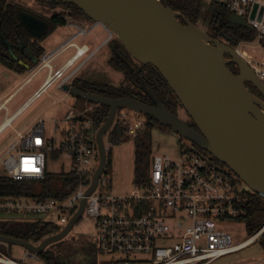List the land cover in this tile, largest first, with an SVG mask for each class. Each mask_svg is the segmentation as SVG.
Wrapping results in <instances>:
<instances>
[{"label":"built area","instance_id":"obj_1","mask_svg":"<svg viewBox=\"0 0 264 264\" xmlns=\"http://www.w3.org/2000/svg\"><path fill=\"white\" fill-rule=\"evenodd\" d=\"M225 6L246 18L256 31L255 40L264 38V0H226ZM71 41L68 43L76 46V51L62 65L53 64L61 49L46 52L25 81L48 68L43 90L59 80L60 88L72 83L99 48L91 50L87 44L78 47ZM249 63L264 81V64ZM95 106L90 103L81 111L70 109L53 119L52 136L47 135L43 119L17 132L8 145V157L0 159L7 175L17 180L43 179L47 151L56 149L68 160L69 172L76 180L69 192L57 197L0 195V211L48 214L51 217L47 220L62 230L86 198L81 218L94 223L98 253L109 256L106 264H215L256 241L264 244V222L247 239L233 241L224 222L249 217V198L254 191L242 188L244 181L227 164L188 139L182 140L176 156L154 155L148 181L136 182L134 192L110 193L103 172L94 190L86 195L100 160L94 121L87 115ZM116 116L134 139L146 119L145 114L126 107L118 109ZM29 256L37 257L33 253ZM0 264L24 263L0 254Z\"/></svg>","mask_w":264,"mask_h":264},{"label":"water","instance_id":"obj_2","mask_svg":"<svg viewBox=\"0 0 264 264\" xmlns=\"http://www.w3.org/2000/svg\"><path fill=\"white\" fill-rule=\"evenodd\" d=\"M63 1L74 3L94 23L104 26L111 33L107 41L115 35L135 60L155 66L197 126H191L179 114L166 109L142 77L141 87L153 103L130 96L111 98L65 83L64 91L109 107L108 117L97 131L99 166L86 195L94 190L107 164L108 147L104 135L117 110L126 107L171 127L182 138L207 150L264 197V100L247 86L251 83L264 97V81L239 49L224 40H227L226 36L224 39L213 37L185 14L163 5L160 0ZM20 20L37 38L44 36L49 29L46 20L27 11L20 13ZM229 20L248 25L245 17L235 13L230 14ZM3 40L13 58L18 60L9 42ZM19 62L29 70L34 68L22 60ZM231 63L238 67V73L228 67ZM136 74L139 75V71ZM85 204L86 198H83L79 210L67 225L39 244L2 234L0 242L19 244L37 254L68 234L81 218Z\"/></svg>","mask_w":264,"mask_h":264},{"label":"rangeland","instance_id":"obj_3","mask_svg":"<svg viewBox=\"0 0 264 264\" xmlns=\"http://www.w3.org/2000/svg\"><path fill=\"white\" fill-rule=\"evenodd\" d=\"M20 1L26 7L37 11L42 17L50 16L55 12H65L70 18H81L87 20V23H83L86 26L92 27L94 21L87 19L84 15L77 13L74 9L65 7L63 5L50 7L48 3L42 2V0H14ZM212 0H204L203 2V15L199 20V25L206 31H208L206 12L209 11L210 3ZM217 2H224L225 0H214ZM65 26H59L53 30L48 37L44 40L45 48L48 52L56 46L60 41V34ZM104 27L102 25L96 27L87 38L80 37L77 41L82 44L83 40L92 39L94 44H91V50L97 48L98 44L102 41L105 42L101 46L98 53L84 65L78 72L77 76L83 80L90 82H98L113 87L121 86L123 82V74L120 71L112 68L109 64V59L112 56V49L110 44H116L119 40L113 35L112 41H107V38H111V33L107 30L104 34L98 35V32ZM97 36V37H96ZM224 39V38H223ZM111 40V39H110ZM229 43L226 39H224ZM109 42V43H108ZM119 43V42H118ZM237 49L245 56L250 62L263 63L264 64V47L259 41L253 40L250 42H241L236 46ZM75 52V48L67 49L65 52L57 55L53 64L61 65L67 58H69ZM42 59V57H41ZM80 62V61H79ZM78 62V63H79ZM77 63V64H78ZM38 65V64H37ZM36 65V66H37ZM34 66V67H36ZM33 69H26L24 71L13 70L0 64V95L8 93L17 89L25 80L31 76ZM48 74V68L40 70L31 80L26 82L17 92H19L18 99L25 98L29 93L33 91L38 85H40ZM60 80L52 83L47 90H45L40 96L29 103L26 109L21 113L22 115L13 124V128H10L2 136L1 141L6 145L4 151L0 154L1 159L8 157V145L15 138L18 131H20L25 125L31 124L35 117H40L46 121V133L49 136L53 135V119H58L64 116V114L73 109L75 111L84 110L89 100L82 98L80 100L74 94L64 91L58 87ZM3 99V98H2ZM1 99V100H2ZM176 112L186 121L191 122L192 119L183 108L182 105L177 104ZM116 117L113 121L115 122ZM112 123V125H113ZM112 125L110 127H112ZM110 129V128H109ZM108 129V130H109ZM141 136L148 144L149 161H151L154 155H170L176 156L181 146L182 138L172 128L158 124L155 120H146L142 130ZM104 141L106 143L107 157L110 149L111 161L106 164L104 175L108 178V190L112 194L124 195L135 191L136 182L135 177V139L130 135L127 140L118 145H111L108 143V131L104 135ZM15 151H12L14 153ZM48 164L47 170L51 174V180L49 182V189L53 193L54 197H57L59 193H66L71 190V187L65 185V178H69L72 174L69 172L68 160L64 158L63 153L60 150L52 149L47 151ZM150 165L146 171L148 177L150 171ZM4 169L0 160V170ZM29 192L33 194H39L46 191L41 181H29ZM242 188L248 190L250 187L243 182ZM51 216L42 213H15L8 211H0V220H47ZM258 221H264V212L261 214H255L248 218L241 220L229 219L224 222L223 227L228 229L233 237L234 242H241L250 237L254 232L251 231L250 225ZM97 231L93 222L81 218L79 222L75 223L71 230L63 238L51 242L45 247L46 252H52L55 256L61 257L63 260H72L75 262H86V259H94L97 262L106 264L105 261L109 257L98 253L97 246ZM0 254L20 261L24 264H44V260L39 257L29 256L31 251L25 246L19 244H11L1 242ZM264 264V244L263 241H256L247 247L238 250L236 252L227 254L216 261L215 264Z\"/></svg>","mask_w":264,"mask_h":264},{"label":"trees","instance_id":"obj_4","mask_svg":"<svg viewBox=\"0 0 264 264\" xmlns=\"http://www.w3.org/2000/svg\"><path fill=\"white\" fill-rule=\"evenodd\" d=\"M165 6H171L173 9L185 14L191 21L199 24V20L203 15V2L204 0H160ZM45 4L48 3L50 7L57 5L65 6L74 9L77 13L84 15L87 19L91 20L78 6L74 3H66L63 0H42ZM27 11L33 14H40L37 11L26 7L23 3L14 0H0V64L7 68L24 71L27 68L20 64L19 60L24 61L31 68L36 66L41 57L46 53L42 42L46 37L57 27L64 26L68 23L71 16L65 12H55L50 16H43L48 22L49 29L47 33L40 37H34L23 24H21L20 13ZM231 11L225 6L224 2H217L212 0L210 3L209 11L206 12L205 17L208 24V33L213 37L224 38L227 37L229 44L236 47L241 42H250L256 39L257 34L254 28L250 25L244 26L232 23L229 20ZM5 39L9 42L13 51H15L18 60H15L10 53ZM113 39V38H112ZM112 39L110 41H112ZM109 41V42H110ZM108 42V43H109ZM119 42V43H118ZM116 44L111 43L112 56L109 59V64L112 68L120 71L123 74V82L119 87H113L98 82H90L83 80L76 76L72 81V86L79 88L83 91H90L94 93L103 94L111 98H119L130 96L140 99L144 102L153 103L152 99L146 94L140 84V77L144 79L149 90L159 98L164 104L165 108L171 112L177 113V104H180L179 99L161 75L159 70L151 64H141L135 60L132 55L127 51L123 44L118 41ZM264 47V38L260 41ZM228 67L232 72L236 73L237 68L234 64H229ZM139 71V75L136 72ZM78 100L82 99L76 96ZM88 101V100H87ZM90 103L96 104L95 108L87 115L92 117L94 121L95 132L106 121L109 114V107L104 104H98L92 101ZM178 114V113H177ZM146 120H155L150 116H146ZM156 121V120H155ZM157 122V121H156ZM188 122V121H187ZM145 123V122H144ZM160 124L159 122H157ZM191 126L197 128L193 121L188 122ZM171 128V127H170ZM129 134L127 133V126L123 120L116 116V120L112 127L108 130V143L111 145H118L127 140ZM135 182L146 183L148 177L146 171L150 165L148 144L139 133L135 138ZM111 161L110 149L107 157V164ZM51 174L46 169L45 177L40 180L46 189L45 192L33 194L29 192L28 179L17 180L7 175L4 169L0 170V195H13V196H32L37 199H46L54 197L49 189V182ZM75 177L65 178V185L73 187ZM61 193L58 194V196ZM64 195V194H62ZM250 214L249 216L261 214L264 212V197L256 192H253L249 198ZM79 222V221H78ZM262 221L256 219V223L250 225L252 232H255L262 224ZM61 231V226L50 220H0V234L10 236L17 239H22L33 244L41 243L45 238L57 234ZM0 244H2L0 242ZM37 257L44 260V264H98L94 259H86V262H75L72 260H63L59 256H55L52 252L45 250L36 254Z\"/></svg>","mask_w":264,"mask_h":264},{"label":"crops","instance_id":"obj_5","mask_svg":"<svg viewBox=\"0 0 264 264\" xmlns=\"http://www.w3.org/2000/svg\"><path fill=\"white\" fill-rule=\"evenodd\" d=\"M34 2H37V0H33ZM226 1V0H225ZM20 2V1H19ZM29 8V6H28ZM87 20L85 19H81V18H70L68 20V23L65 26V28L62 30L61 34H60V41L59 43L54 46L50 51H54L56 49H61L60 53L65 52L67 49H70L72 47L75 48L76 51V46L71 45L70 43H68L69 41H71L72 43H75L78 47L82 46L83 44H87L90 49H91V44H94V40H83L82 44L79 43V41H77L80 37H83L84 39L87 38L90 33L98 26H100V24H93L92 27L86 26L83 23H87ZM104 27V26H103ZM58 28V27H57ZM56 28V29H57ZM82 30H85L84 33L78 34L79 32H81ZM104 31H107L106 28L104 27L102 30H100L97 34L98 35H102L104 34ZM53 32V31H52ZM96 36V37H97ZM48 37V36H47ZM46 37V38H47ZM106 40V39H105ZM102 41L100 44H98V46H96L97 48H99V50L101 49V46L103 45V43L105 42ZM44 41L42 42L43 47L45 48V45L43 44ZM95 48V49H97ZM46 50V48H45ZM98 50V51H99ZM97 51V53H98ZM46 52H48L46 50ZM75 53V52H74ZM73 53V54H74ZM96 53V54H97ZM60 55V54H59ZM72 56V55H71ZM68 59V58H67ZM66 59V60H67ZM65 60V61H66ZM64 61V62H65ZM63 62V63H64ZM62 63V64H63ZM61 64V65H62ZM60 66V65H57ZM48 76V74H47ZM46 78L43 80V82L38 85L35 89H33V91L31 93H29L25 98H21L18 99V95L19 92H17L26 82H23L17 89L10 91L8 93H5L3 95H0V154L4 151L6 145L3 144V142L1 141L2 136L5 134V132L7 130H9L10 128H13V124L17 121V119L22 115L21 113L26 109V107L29 105L30 102H32L33 100H35L38 96H40L45 90L42 89V85L44 84V82L47 79ZM59 87V86H58ZM63 89V88H62ZM38 91H41L40 95L38 96H34L35 93ZM3 98V99H2ZM2 99V100H1ZM13 117V118H12ZM11 119L10 124H7V121ZM38 119H41L40 117H35V119L32 121L31 124H27L25 125L20 131H23L27 128H29L30 126H32ZM2 125V126H1ZM4 125V126H3ZM1 159V157H0Z\"/></svg>","mask_w":264,"mask_h":264},{"label":"flooded vegetation","instance_id":"obj_6","mask_svg":"<svg viewBox=\"0 0 264 264\" xmlns=\"http://www.w3.org/2000/svg\"><path fill=\"white\" fill-rule=\"evenodd\" d=\"M35 15H37V14H35ZM37 16H39V15H37ZM39 17L44 19L41 15ZM231 64H233V63H231ZM235 67L238 69V67L236 65H235ZM238 72H239V69L237 70L236 73H238ZM247 86L254 94H256L257 96H259L260 98H262L264 100V97L258 92V90L251 83H247Z\"/></svg>","mask_w":264,"mask_h":264},{"label":"bare ground","instance_id":"obj_7","mask_svg":"<svg viewBox=\"0 0 264 264\" xmlns=\"http://www.w3.org/2000/svg\"><path fill=\"white\" fill-rule=\"evenodd\" d=\"M242 54V53H241ZM243 55V54H242ZM244 56V55H243ZM245 57V56H244ZM49 86H47L46 88H48ZM38 91V90H37ZM34 96H36V95H34ZM13 118V117H12ZM10 122H11V119H9L8 121H7V124H10ZM2 126V125H1ZM4 126V125H3Z\"/></svg>","mask_w":264,"mask_h":264}]
</instances>
